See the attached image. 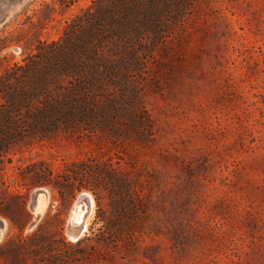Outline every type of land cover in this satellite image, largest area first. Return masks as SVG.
Segmentation results:
<instances>
[{"label": "rangeland", "instance_id": "1", "mask_svg": "<svg viewBox=\"0 0 264 264\" xmlns=\"http://www.w3.org/2000/svg\"><path fill=\"white\" fill-rule=\"evenodd\" d=\"M4 1L0 264H264V0Z\"/></svg>", "mask_w": 264, "mask_h": 264}, {"label": "trees", "instance_id": "2", "mask_svg": "<svg viewBox=\"0 0 264 264\" xmlns=\"http://www.w3.org/2000/svg\"><path fill=\"white\" fill-rule=\"evenodd\" d=\"M179 1L180 0H111V8L119 13L115 18L117 23L134 24L136 18H154L157 14L166 9L170 3L178 5L180 3ZM137 15L139 16L137 17ZM29 89L30 87H23L19 90L18 97H11L13 105L23 104L29 96ZM55 109L56 105L51 104L49 107L45 108V112L52 114ZM40 113L43 114L44 112L41 111ZM18 123L19 122L13 117H5V114H0V144L5 138H11V130L17 128ZM82 187L91 189L88 185H82Z\"/></svg>", "mask_w": 264, "mask_h": 264}, {"label": "water", "instance_id": "3", "mask_svg": "<svg viewBox=\"0 0 264 264\" xmlns=\"http://www.w3.org/2000/svg\"><path fill=\"white\" fill-rule=\"evenodd\" d=\"M48 195H49V192L44 188L35 189L31 193L30 208L34 209L35 206L38 204L39 200L43 196H48ZM82 199H86L88 201L89 207H87L81 222H79L78 224H73L71 221H69L68 226H67V235L69 236V238L71 236L75 237L76 240H79L82 236L81 234L84 233L83 229L85 228L86 216H87L88 212L91 211V197H90V195L87 192H83L79 195L77 201L80 203ZM39 218H40V215L37 216V220H39ZM36 223H34L33 226ZM4 226H5V222L3 220H0V236H1V232H2V229L4 228Z\"/></svg>", "mask_w": 264, "mask_h": 264}, {"label": "bare ground", "instance_id": "4", "mask_svg": "<svg viewBox=\"0 0 264 264\" xmlns=\"http://www.w3.org/2000/svg\"><path fill=\"white\" fill-rule=\"evenodd\" d=\"M3 2H5L4 0H2ZM47 190V189H46ZM48 191V190H47ZM90 197H91V211L88 212L87 216H86V220H85V228L83 229V232H85V230L87 229V226H88V222H89V219L91 217V214H92V210H93V205H94V198L92 196L91 193L87 192ZM48 196H43L38 204L35 206L34 209H32V211L35 212V218L37 220V216L41 215V212H42V209L44 207V205L46 204L47 200H48ZM87 207H89V203L86 199H82L81 202L79 203L78 201L76 202L74 208H73V211L71 213V217H70V220L73 224H78L79 222H81L84 214H85V211L87 209ZM36 223V221H32V226L33 224ZM3 230V229H2ZM83 235V233L81 234ZM71 240H76L75 237H70Z\"/></svg>", "mask_w": 264, "mask_h": 264}]
</instances>
